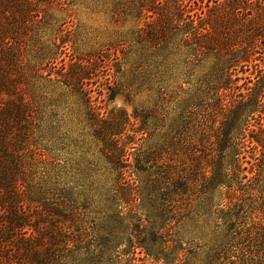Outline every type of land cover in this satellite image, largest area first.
<instances>
[{"label":"trees","instance_id":"obj_1","mask_svg":"<svg viewBox=\"0 0 264 264\" xmlns=\"http://www.w3.org/2000/svg\"><path fill=\"white\" fill-rule=\"evenodd\" d=\"M74 1L0 0V264H73L96 220L114 230L127 215L158 231L196 226L208 210L216 264H264V0H94L138 29L86 56L63 34L40 38L49 7ZM209 60L198 89L173 90L183 100L169 124L153 111L103 110L119 93H164L179 69L189 80ZM73 97L105 183L69 182L55 166L57 110Z\"/></svg>","mask_w":264,"mask_h":264},{"label":"rangeland","instance_id":"obj_2","mask_svg":"<svg viewBox=\"0 0 264 264\" xmlns=\"http://www.w3.org/2000/svg\"><path fill=\"white\" fill-rule=\"evenodd\" d=\"M112 6L111 3L94 0L56 3L49 7L48 22L40 32V38L52 44L56 37L63 34V41L70 42L68 44L71 47L74 43L77 54L81 56L99 51L107 55L106 46L109 43L118 40L121 35L131 34L138 29L134 21L126 24L117 22L116 18H113ZM59 30H63V33L58 34ZM71 31H74L73 39L70 36ZM58 42L61 43L60 37ZM71 50L74 51V47ZM212 64L213 60L207 61L204 67H201L189 80H184L187 70L179 69L170 88L164 93L157 89L145 90L138 93L133 101H129L125 94L119 93L115 98L102 103L103 110L109 112L122 109L130 116H134L136 110L153 111L158 118H167L166 122L169 124L176 117L175 109L183 100L182 98L172 100L173 90L182 94L190 89L193 91L198 89L199 79L209 72ZM107 73L105 71L102 74L106 76ZM176 82L179 84L184 82L181 84L183 90H176ZM187 98L189 97L186 95L185 99ZM68 101V103L63 101L57 110L61 129L52 147L55 166L64 169L62 175L69 182L80 185L92 182L105 183L110 175L106 172L99 145L92 136L86 135L88 129L84 128L86 107L74 97ZM168 127L169 125H166L163 132L167 131ZM244 166L248 165L245 163ZM218 200L221 204L222 196ZM209 211L197 217L196 226L188 223L173 227L166 226L158 231L150 226L145 228L128 226L127 215L115 218L123 225L114 230L110 229L111 231L102 228V220H96L90 225L94 231L91 230L93 236L90 239L89 250L85 254L73 252L69 258L73 264H216L213 250L218 232L217 216L210 214ZM192 237L196 240H191ZM167 240H170V243H167ZM165 244L168 245V249ZM179 248L190 252L187 258L183 253H179Z\"/></svg>","mask_w":264,"mask_h":264}]
</instances>
